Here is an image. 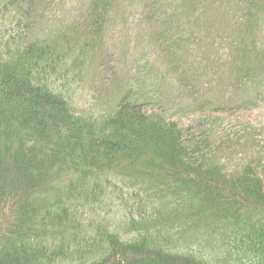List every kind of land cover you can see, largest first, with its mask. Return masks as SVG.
I'll list each match as a JSON object with an SVG mask.
<instances>
[{
	"label": "trees",
	"instance_id": "trees-1",
	"mask_svg": "<svg viewBox=\"0 0 264 264\" xmlns=\"http://www.w3.org/2000/svg\"><path fill=\"white\" fill-rule=\"evenodd\" d=\"M118 1L90 0L67 31L38 38L53 0H0V264H264V132L247 114L260 101L168 118L128 88L107 110L74 105L69 74L101 47ZM263 13L264 0H243L230 50L252 68H235V86L264 81ZM116 192L125 218L106 225ZM182 227L192 243L173 241Z\"/></svg>",
	"mask_w": 264,
	"mask_h": 264
},
{
	"label": "rangeland",
	"instance_id": "rangeland-1",
	"mask_svg": "<svg viewBox=\"0 0 264 264\" xmlns=\"http://www.w3.org/2000/svg\"><path fill=\"white\" fill-rule=\"evenodd\" d=\"M89 2L53 0L52 8L41 15L29 35L53 38L67 31L85 16ZM242 9L243 0H119L108 18L101 47L96 53L87 52L86 63L76 71L78 75L69 74L74 105L81 110H107L121 92L130 88L140 91L156 106L161 105L168 118H177L192 110L197 102L201 105L214 99L223 106V100H228L227 104L236 108L254 106L258 100L256 109L247 114L256 119L257 131L264 132V81L256 88L252 84L235 86V68H252L247 66V54L239 51L234 56L230 50ZM260 22L255 37L261 49L264 16ZM118 185L121 190L127 188L120 181ZM137 195L139 192L134 191L133 196ZM115 197L112 202L107 201L101 215L106 225L125 218L118 192ZM132 201L129 199L128 204ZM159 209L163 211L162 207ZM113 213L114 217L109 216ZM134 217L140 219V213ZM216 225L210 222L201 234L211 239ZM183 229L172 233L173 241L178 243L183 236L192 243L193 230Z\"/></svg>",
	"mask_w": 264,
	"mask_h": 264
}]
</instances>
